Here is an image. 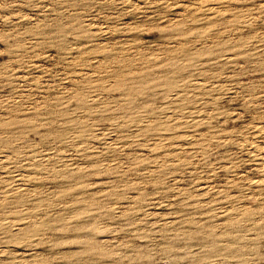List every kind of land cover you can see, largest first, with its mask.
Masks as SVG:
<instances>
[{
    "label": "rangeland",
    "instance_id": "obj_1",
    "mask_svg": "<svg viewBox=\"0 0 264 264\" xmlns=\"http://www.w3.org/2000/svg\"><path fill=\"white\" fill-rule=\"evenodd\" d=\"M0 264H264V0H0Z\"/></svg>",
    "mask_w": 264,
    "mask_h": 264
},
{
    "label": "bare ground",
    "instance_id": "obj_2",
    "mask_svg": "<svg viewBox=\"0 0 264 264\" xmlns=\"http://www.w3.org/2000/svg\"><path fill=\"white\" fill-rule=\"evenodd\" d=\"M211 6V5H210ZM184 7V6H183ZM212 7V6H211ZM211 7H208V8H211ZM200 8V7H199ZM206 9V8H205ZM218 9H216V11H217ZM221 11V10H220ZM208 16V15H207ZM206 16V17H207ZM208 24V23H207ZM203 30V29H202ZM77 48V47H76ZM230 57V56H229ZM75 60V59H74ZM73 62V61H72ZM133 70V69H132ZM120 74V73H119ZM117 76V75H116ZM125 78V77H124ZM169 79V78H168ZM117 80V79H116ZM118 80H120V79H118ZM125 80V79H124ZM165 81V80H164ZM142 82V81H141ZM172 82V81H171ZM118 83V82H117ZM117 83H115V84H117ZM125 83V82H124ZM174 84V83H173ZM172 84V85H173ZM137 86V85H136ZM141 86V85H140ZM100 87H102V86H100ZM117 87V86H116ZM172 87V86H171ZM123 88V87H122ZM131 88V87H130ZM168 88V87H167ZM121 89V88H120ZM135 90H136V88H135ZM136 91H138V90H136ZM149 120V119H148ZM144 123H145V121H144ZM4 124H5V122H4ZM4 124H3V126H4ZM262 139V138H261ZM56 148V147H55ZM5 159V158H4ZM26 162V161H25ZM36 164V163H35ZM55 168H57V167H55ZM54 169V168H53ZM18 181V180H17ZM16 181V182H17ZM18 186V185H17ZM17 188V187H16ZM16 196H17V194H16ZM15 196V197H16ZM16 199V198H15ZM36 228H37V226H35ZM33 229H34V227H33ZM37 232V231H36Z\"/></svg>",
    "mask_w": 264,
    "mask_h": 264
}]
</instances>
